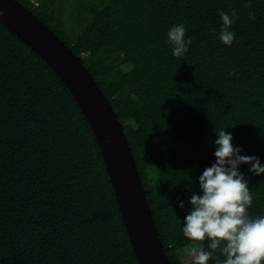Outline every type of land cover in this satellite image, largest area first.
Here are the masks:
<instances>
[{"label":"trees","instance_id":"1","mask_svg":"<svg viewBox=\"0 0 264 264\" xmlns=\"http://www.w3.org/2000/svg\"><path fill=\"white\" fill-rule=\"evenodd\" d=\"M15 1L81 57L122 124L169 264H191L207 241L186 239L183 219L216 131L264 163V0ZM218 9L237 13L231 46ZM179 23L192 40L182 58L166 35ZM247 168L249 213L264 214V174ZM0 264H138L84 115L1 24Z\"/></svg>","mask_w":264,"mask_h":264},{"label":"clouds","instance_id":"2","mask_svg":"<svg viewBox=\"0 0 264 264\" xmlns=\"http://www.w3.org/2000/svg\"><path fill=\"white\" fill-rule=\"evenodd\" d=\"M217 11L222 21L218 39L231 46L236 33L230 29L237 13ZM166 35L172 55L184 57L192 44L186 26L174 24ZM233 140L231 132L216 131L214 162L199 175L198 191L188 199L183 235L190 241H207V247L196 243L187 250L191 264H209L210 260L213 264H264V214L249 213L253 196L241 171V165H248V173L260 176L264 163L258 156L243 154V148ZM177 203L180 209L185 208L183 199L177 198Z\"/></svg>","mask_w":264,"mask_h":264},{"label":"water","instance_id":"3","mask_svg":"<svg viewBox=\"0 0 264 264\" xmlns=\"http://www.w3.org/2000/svg\"><path fill=\"white\" fill-rule=\"evenodd\" d=\"M0 24L47 64L80 108L100 149L138 264H169L122 124L81 57L15 0H0Z\"/></svg>","mask_w":264,"mask_h":264},{"label":"built area","instance_id":"4","mask_svg":"<svg viewBox=\"0 0 264 264\" xmlns=\"http://www.w3.org/2000/svg\"><path fill=\"white\" fill-rule=\"evenodd\" d=\"M34 5H35V6H37V4H36V3H34Z\"/></svg>","mask_w":264,"mask_h":264}]
</instances>
